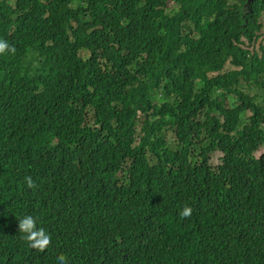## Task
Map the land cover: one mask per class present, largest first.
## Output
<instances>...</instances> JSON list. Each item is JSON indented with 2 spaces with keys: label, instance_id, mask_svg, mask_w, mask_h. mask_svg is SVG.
<instances>
[{
  "label": "trees",
  "instance_id": "1",
  "mask_svg": "<svg viewBox=\"0 0 264 264\" xmlns=\"http://www.w3.org/2000/svg\"><path fill=\"white\" fill-rule=\"evenodd\" d=\"M263 16L264 0H0L16 49L0 56V264H264ZM25 215L44 252L20 239Z\"/></svg>",
  "mask_w": 264,
  "mask_h": 264
},
{
  "label": "clouds",
  "instance_id": "2",
  "mask_svg": "<svg viewBox=\"0 0 264 264\" xmlns=\"http://www.w3.org/2000/svg\"><path fill=\"white\" fill-rule=\"evenodd\" d=\"M16 49L4 39H0V56L15 54ZM27 187L34 189L36 187L31 176L25 178ZM193 209L185 206L179 213L181 219L190 218ZM18 231L20 239L23 240L31 249L44 252L51 244V235L43 228L37 227V220L32 215H25L18 220ZM58 264H68V258L64 254L57 257Z\"/></svg>",
  "mask_w": 264,
  "mask_h": 264
},
{
  "label": "rangeland",
  "instance_id": "3",
  "mask_svg": "<svg viewBox=\"0 0 264 264\" xmlns=\"http://www.w3.org/2000/svg\"><path fill=\"white\" fill-rule=\"evenodd\" d=\"M227 2H228V4H234V3H236V0H227ZM261 25H263V27H261L260 40H258L257 43L255 44L256 48L259 46L260 41H263V37H264V16H263V18H261ZM251 48H252V46H251ZM256 93H257L256 90H254L250 94L253 96ZM229 104H230V102H229ZM248 116H249V113H246V114H244L243 118H245V120H246V119H248ZM245 122L243 123V125L246 124ZM169 137H172V135L170 133H169ZM222 156L223 155L220 152H216L211 156V164L213 166V169H217V167L220 165Z\"/></svg>",
  "mask_w": 264,
  "mask_h": 264
},
{
  "label": "flooded vegetation",
  "instance_id": "4",
  "mask_svg": "<svg viewBox=\"0 0 264 264\" xmlns=\"http://www.w3.org/2000/svg\"><path fill=\"white\" fill-rule=\"evenodd\" d=\"M248 1L253 2L254 0L253 1L252 0H248Z\"/></svg>",
  "mask_w": 264,
  "mask_h": 264
}]
</instances>
